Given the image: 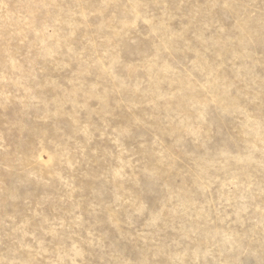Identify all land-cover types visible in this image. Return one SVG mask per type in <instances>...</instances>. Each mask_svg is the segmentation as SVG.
Segmentation results:
<instances>
[{"label":"rangeland","instance_id":"374dc122","mask_svg":"<svg viewBox=\"0 0 264 264\" xmlns=\"http://www.w3.org/2000/svg\"><path fill=\"white\" fill-rule=\"evenodd\" d=\"M0 264H264V0H0Z\"/></svg>","mask_w":264,"mask_h":264}]
</instances>
